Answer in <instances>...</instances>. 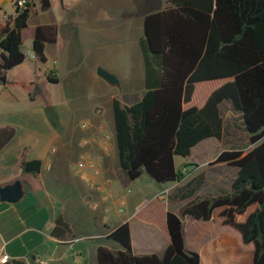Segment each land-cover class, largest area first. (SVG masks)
Instances as JSON below:
<instances>
[{
    "label": "crops",
    "instance_id": "1",
    "mask_svg": "<svg viewBox=\"0 0 264 264\" xmlns=\"http://www.w3.org/2000/svg\"><path fill=\"white\" fill-rule=\"evenodd\" d=\"M30 1L34 7L28 22L32 14L46 12L39 9L40 0ZM48 1L50 8L47 12L56 9L61 13L69 11L64 8L63 0H59L61 8L58 0L55 3ZM80 2L84 4L80 11L94 21L88 28L91 36L110 35L111 39H118L124 34L117 32L124 30L131 40L129 43L139 47L137 61L141 64L137 71L140 74L135 78V84L129 85L130 89L119 99L105 87L112 86L96 75L99 61L88 60L84 77L89 92L98 100L104 93L107 99L90 105L89 115L82 122L66 118L63 104L54 102L50 96L40 101L37 99L40 97V81L43 79L47 83L49 72L56 76V84L60 83L64 47L71 37L80 35L74 32L80 29V24L56 21L35 26H57L56 42L48 43L44 48L46 64L25 58L6 73V84L0 82V188L15 181H19L22 187L18 202L0 201V261L6 257V261L19 260L28 264L41 258L50 264H96L98 246L120 249L110 245L107 237L124 223L129 225L135 255H161L169 244L164 222V214L169 211L182 219L185 249L198 253L200 264H253L252 251L244 250L235 237L226 235V227L221 224L217 212L209 221L182 216L183 208L191 200L209 196L203 187L211 177V164L225 150L223 135L220 140L207 138L196 144L183 166L176 167L182 171V177L174 183L157 184L146 174L129 182L120 170L113 101L129 105L145 92L144 18L163 11L169 6L167 0ZM155 2L157 7L151 8ZM103 10L117 16V22L105 26V34L102 25L96 23ZM14 11V0H0V27L13 17ZM34 87L38 92L32 96ZM112 88L120 89V84ZM227 112L239 119V113L233 112L226 102ZM68 113L66 109V116ZM243 137L246 139L248 135L243 132ZM34 160L41 162L40 171L24 172V164ZM82 161L93 162L98 174L92 169L80 168ZM230 187L231 184L226 189L224 172L216 181L215 190L210 192L211 197L229 193ZM190 189H194L192 195H189ZM151 200H154L152 205H147ZM57 219H61L67 229L59 228L54 235L52 231Z\"/></svg>",
    "mask_w": 264,
    "mask_h": 264
},
{
    "label": "trees",
    "instance_id": "2",
    "mask_svg": "<svg viewBox=\"0 0 264 264\" xmlns=\"http://www.w3.org/2000/svg\"><path fill=\"white\" fill-rule=\"evenodd\" d=\"M167 2L163 11L144 18L145 92L129 105L113 101L120 170L129 182L142 174L157 184L180 180L182 171L174 157H188L204 139L220 140L224 131L220 106L229 103L240 115L250 149L222 150L213 163L237 169L230 192L196 197L185 205L182 216L209 221L217 212L221 224L238 234L239 245L251 248L253 264H264V0ZM14 7L13 17L0 27L4 84L6 73L26 58L21 32L34 3L25 0L18 8L14 2ZM49 8L48 0H40L41 11ZM56 39L55 24L37 26L33 60L46 64L45 45ZM47 80L58 82L53 72ZM41 167L40 161H29L23 171L37 173ZM193 192L190 189L189 195ZM164 222L169 244L161 255H135L129 225L124 223L107 237L120 249L98 246L96 264H200L198 253L185 249L182 219L168 211ZM59 228L67 229L61 219L55 221L54 235Z\"/></svg>",
    "mask_w": 264,
    "mask_h": 264
},
{
    "label": "rangeland",
    "instance_id": "3",
    "mask_svg": "<svg viewBox=\"0 0 264 264\" xmlns=\"http://www.w3.org/2000/svg\"><path fill=\"white\" fill-rule=\"evenodd\" d=\"M53 1L55 3L57 0ZM36 3H38V1H36ZM63 3V6H71L69 8L64 6L65 9L69 10L66 13H61V11L56 9L55 11L37 12L36 14H32L27 29L22 32V51L24 53H31L32 31L37 24L55 23L56 21H65V23H72L73 25L80 24V29L74 31L75 33H80V35L75 38L71 37V39L68 40L67 45L64 47L65 52L62 55V65L64 70L61 71L60 69L59 71L60 83L56 84L49 81L45 83L42 79L39 88L41 90L39 93L40 97H38L37 100L40 101L41 98L45 99L50 96L54 102L63 104V113L66 118L82 122L89 115L88 109L90 105L99 104L101 102L99 100L103 99L102 101L104 102L107 99V97L103 96L104 93L102 95L103 98L99 100L95 99V97L90 94L88 89L89 86L84 77L86 62L90 59H97L100 63L97 68H103L116 78L120 84V89L109 86L105 87H107L109 93L121 99V96L126 94L129 85L131 86V84H135V78L140 74V72L137 71V67L141 64L140 61H137L139 58V47L136 44L129 43L131 40L127 38L124 30L117 32L118 34H124V38L119 37L118 39H111L110 35H104L102 37L91 36L88 28L89 23H94V21L89 20V16L80 11L81 6H84V4H82L80 0H63ZM156 7L157 5L155 2L152 4L151 8ZM70 8L73 10H70ZM121 20L122 18L120 17L119 23ZM115 22H117V16L111 14L108 10H103L101 19L96 23L97 25H102L103 33L105 34V26ZM50 53L52 52L50 51ZM26 59L30 58L26 56ZM51 64L52 60H50V65ZM55 66L57 67V65ZM37 92V87H34L32 93L36 94ZM66 109L71 115L68 113L69 116H66ZM220 112L224 120L223 139L226 143L225 150L248 151L250 149L248 138L245 139L243 137L244 131L240 127L239 120L231 117V114L228 115V112L226 113V102L222 103L220 106ZM185 162V158L181 156L174 157V164L178 168L183 166L182 164ZM211 165L213 167L212 173H210L211 177L203 187L205 189L204 192H208L207 195L209 196H212V193L210 192L215 190L216 181L224 172H226V189H228L229 184L234 180L233 177L236 176L235 167L226 166L223 168L214 163ZM226 235L235 237L239 244V236L232 228L226 227ZM110 245L119 248V246L113 241H111ZM244 250H251V248L247 247ZM251 254L253 255L252 252H250V255ZM247 256H249L248 253Z\"/></svg>",
    "mask_w": 264,
    "mask_h": 264
},
{
    "label": "water",
    "instance_id": "4",
    "mask_svg": "<svg viewBox=\"0 0 264 264\" xmlns=\"http://www.w3.org/2000/svg\"><path fill=\"white\" fill-rule=\"evenodd\" d=\"M96 75L112 87H119L116 78L101 68H97ZM35 93H32L34 96ZM22 197V187L19 181L0 188V201L8 203H16Z\"/></svg>",
    "mask_w": 264,
    "mask_h": 264
},
{
    "label": "built area",
    "instance_id": "5",
    "mask_svg": "<svg viewBox=\"0 0 264 264\" xmlns=\"http://www.w3.org/2000/svg\"><path fill=\"white\" fill-rule=\"evenodd\" d=\"M14 2H15L16 7H18V8L23 7L25 4V0H16V1L14 0ZM25 56L29 57L32 60L34 58L33 54L30 52H26ZM79 167L82 169H84V168L92 169L95 172V174H98V170L95 168V165L93 162L82 161L79 163ZM157 197H158V195L155 198H157ZM5 261H6V257H2L0 263H3ZM28 264H50V262L47 260L41 259V258H35L32 262H30Z\"/></svg>",
    "mask_w": 264,
    "mask_h": 264
}]
</instances>
